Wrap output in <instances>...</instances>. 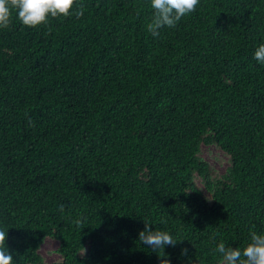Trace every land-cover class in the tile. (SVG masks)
Instances as JSON below:
<instances>
[{"label":"trees","instance_id":"1","mask_svg":"<svg viewBox=\"0 0 264 264\" xmlns=\"http://www.w3.org/2000/svg\"><path fill=\"white\" fill-rule=\"evenodd\" d=\"M77 3L79 19L30 28L13 10L0 28V228L15 264H44L47 238L54 264H161L145 222L177 241L170 264H219L217 244L264 234V0H200L158 37L150 0Z\"/></svg>","mask_w":264,"mask_h":264},{"label":"clouds","instance_id":"2","mask_svg":"<svg viewBox=\"0 0 264 264\" xmlns=\"http://www.w3.org/2000/svg\"><path fill=\"white\" fill-rule=\"evenodd\" d=\"M200 0H150L154 10L147 30L153 37L160 35L164 27L174 28L185 16L194 12ZM13 10L19 21L26 27L35 28L47 25L49 18L75 16L77 19L84 15V7L77 0H0V28L6 29L10 25ZM254 59L264 65V44L258 46L254 52ZM28 124L34 127V122L29 119ZM63 212V205L59 206ZM77 227L82 221L76 220ZM145 228L138 234V239L153 251L160 253L161 264H170L164 256L165 246L174 247L177 241L171 234L161 230H151L150 224L144 223ZM7 231L0 228V264H15L13 256L6 248ZM187 254V249L182 250ZM215 252L219 254V264H264V234L251 233V242L243 249L227 247L220 242L216 245Z\"/></svg>","mask_w":264,"mask_h":264},{"label":"rangeland","instance_id":"3","mask_svg":"<svg viewBox=\"0 0 264 264\" xmlns=\"http://www.w3.org/2000/svg\"><path fill=\"white\" fill-rule=\"evenodd\" d=\"M200 156L219 173L223 172L228 165L227 157L219 149L213 146L202 147ZM197 184L199 187H202V184L199 181H197ZM57 248L58 243L55 240L51 238L45 239L40 248V254L43 258L44 264H54L60 260Z\"/></svg>","mask_w":264,"mask_h":264}]
</instances>
